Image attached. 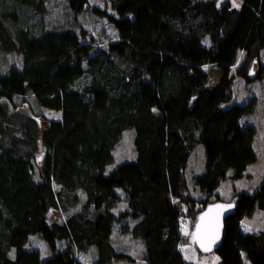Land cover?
Wrapping results in <instances>:
<instances>
[{"label":"trees","instance_id":"obj_1","mask_svg":"<svg viewBox=\"0 0 264 264\" xmlns=\"http://www.w3.org/2000/svg\"><path fill=\"white\" fill-rule=\"evenodd\" d=\"M47 1L0 2V52L22 57L0 68V264H83L89 251L91 264L133 263L114 240L118 227L142 243L145 264H194L184 247L195 246L198 217L219 202L234 210L213 252L218 264H264V230L241 224L264 211V179L252 194L218 193L258 159L257 129L240 123L257 101L223 106L236 74L247 83L264 77V0L238 8L230 0H107L113 13L66 0L77 23L44 30ZM88 10L107 17L116 42L102 47L80 27ZM128 129L136 158L107 174ZM199 144L206 162L194 195L186 167ZM32 236L48 258L28 248Z\"/></svg>","mask_w":264,"mask_h":264},{"label":"rangeland","instance_id":"obj_2","mask_svg":"<svg viewBox=\"0 0 264 264\" xmlns=\"http://www.w3.org/2000/svg\"><path fill=\"white\" fill-rule=\"evenodd\" d=\"M5 0H0V2ZM90 7L98 8L100 12L106 10L109 13H113L110 4L107 0H89ZM225 0H218L219 4ZM233 6L235 2L239 6L242 0H230ZM234 7V6H233ZM237 8V7H235ZM80 27L85 29L89 37H93L97 41L98 45L107 47L109 43L116 42L118 40V33L114 25L107 19V17L97 16L92 10L86 11L84 14L79 15ZM40 28L44 30H50L53 28L70 27L71 24H76L75 18L70 13L66 0H48L46 12L42 20H40ZM243 59V53H239L238 60L233 68V74L235 75L237 68L241 64ZM22 57L16 52L2 53L0 52V68L3 71L8 70L11 66H20ZM264 67V59L262 60ZM252 98L257 101L256 109L253 113L244 115L240 120L242 125L252 124L257 129L256 135V149L260 156V161L256 166H251L248 172H251L252 176L244 177L243 179L233 182L231 180L223 181L218 189L220 196L228 200L235 194L236 191L241 190L252 194L258 186L260 176L264 173V77L256 79L250 83H247L243 78L236 74L233 84V100L231 103L224 105L223 107H229L233 104H245ZM45 115L49 119L58 120L61 118L59 111L44 109ZM134 130L128 129L123 132L120 140L114 150V161L106 168V173H110L118 165L133 161L136 158V152L134 149ZM204 146L199 144L192 156L188 161L186 167V176L189 181V186L194 189V178L200 176L205 171V153ZM258 156V157H259ZM194 195H201L199 190L193 191ZM125 203H120L116 209V212L125 209ZM264 214V211H261ZM189 221L184 222L183 230L185 233H189L190 226ZM114 240L124 249V253L131 256L134 259L133 263H113V264H145L143 261V245L140 241L132 239L129 233L123 232L120 228H116L114 232ZM28 248L36 249L40 252L41 258L46 259L51 255L46 243L40 236H32L28 244ZM93 254L91 251L85 252L79 255V260L83 264H91L93 261ZM184 256L187 261L194 264H218L219 257L215 253H209L200 255L197 251L196 245L188 244L184 247Z\"/></svg>","mask_w":264,"mask_h":264},{"label":"water","instance_id":"obj_3","mask_svg":"<svg viewBox=\"0 0 264 264\" xmlns=\"http://www.w3.org/2000/svg\"><path fill=\"white\" fill-rule=\"evenodd\" d=\"M257 71L258 63L255 62L251 76H255ZM233 210V204L219 202L210 205L198 217L192 233V240L201 252L209 254L219 249L223 238L224 222ZM201 217H203V219H201ZM198 225L200 226L199 230L197 228ZM202 244L204 245L203 247L201 246ZM206 248L208 250H205Z\"/></svg>","mask_w":264,"mask_h":264},{"label":"crops","instance_id":"obj_4","mask_svg":"<svg viewBox=\"0 0 264 264\" xmlns=\"http://www.w3.org/2000/svg\"><path fill=\"white\" fill-rule=\"evenodd\" d=\"M255 147H256V141H255ZM257 152H258V150H257ZM258 156H259V154H258ZM259 161H260V156L258 157L256 162H254V163H252V164H250L248 166L247 171H246L247 176H252L253 175L251 172H248V170H249V168L251 166H253V165L256 166L257 163H259ZM263 179H264V173L260 176V180H259L258 186L260 185V183L262 182ZM238 191H241V190H238ZM241 224H242L243 231L247 232V233L255 232V231H259V230H264V214H262L261 211H255L252 216L244 218L242 220Z\"/></svg>","mask_w":264,"mask_h":264},{"label":"snow or ice","instance_id":"obj_5","mask_svg":"<svg viewBox=\"0 0 264 264\" xmlns=\"http://www.w3.org/2000/svg\"><path fill=\"white\" fill-rule=\"evenodd\" d=\"M233 6H234V7H237V8L239 7V5L236 4L235 2L233 3ZM201 219H203V217H201ZM199 227H200V226L198 225V226H197L198 230H199ZM186 234H187V233H186ZM212 242H214V241H212ZM201 246L203 247L204 245L202 244ZM205 250H208V249L206 248Z\"/></svg>","mask_w":264,"mask_h":264}]
</instances>
